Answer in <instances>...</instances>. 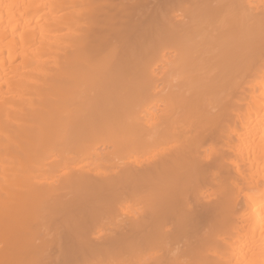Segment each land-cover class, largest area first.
I'll return each instance as SVG.
<instances>
[{
    "label": "bare ground",
    "instance_id": "bare-ground-1",
    "mask_svg": "<svg viewBox=\"0 0 264 264\" xmlns=\"http://www.w3.org/2000/svg\"><path fill=\"white\" fill-rule=\"evenodd\" d=\"M0 264H264V0H0Z\"/></svg>",
    "mask_w": 264,
    "mask_h": 264
}]
</instances>
